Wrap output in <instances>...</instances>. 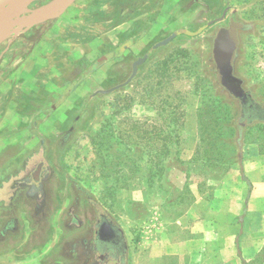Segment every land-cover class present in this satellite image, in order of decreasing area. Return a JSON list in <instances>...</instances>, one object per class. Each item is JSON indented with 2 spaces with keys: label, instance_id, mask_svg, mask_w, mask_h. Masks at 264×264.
Listing matches in <instances>:
<instances>
[{
  "label": "rangeland",
  "instance_id": "rangeland-1",
  "mask_svg": "<svg viewBox=\"0 0 264 264\" xmlns=\"http://www.w3.org/2000/svg\"><path fill=\"white\" fill-rule=\"evenodd\" d=\"M51 1L37 0L32 8ZM162 2L76 0L66 9L36 15L50 17L30 36L23 33L30 27L26 24L11 26L0 37L5 58L0 60V107L32 90L33 98L47 97L41 107L52 113L83 79L106 68L104 80L85 96L68 99L47 124L49 128L44 126L45 117L33 116L0 130V136L20 133L23 143L37 138L35 144L43 151L34 153L30 164L35 167L41 160L52 171L44 189L58 195L55 204L50 203L56 210L50 212L62 214L63 231L57 253L43 264H85L82 240L91 235L88 228L100 213L124 231L126 264H139L141 254L140 262L145 264L149 252L143 243L155 235L161 219L185 211L191 187L209 190L210 182L227 172L256 177L258 165L264 162V121L240 119V96L220 82L214 57L219 30L234 20L239 26L234 74L264 107V0H170L161 7ZM226 11L225 19L217 21ZM35 17H29V22ZM177 31L171 42L154 48ZM47 35L52 36L49 63L55 71L51 76L45 71L43 78L23 85L24 73L18 76V70L33 42ZM148 53L135 77L125 84L134 63ZM29 101L14 102L11 110L33 115L38 108L29 107ZM37 122L44 124L43 131H37ZM41 138L55 144L54 150L50 145L45 152ZM149 150L173 153L153 182L148 180ZM154 160L153 166L158 167L161 161ZM172 169L189 179L187 189L172 182ZM43 202L40 206L46 207ZM71 211L76 222L69 217ZM51 230L47 225L52 240Z\"/></svg>",
  "mask_w": 264,
  "mask_h": 264
},
{
  "label": "crops",
  "instance_id": "crops-1",
  "mask_svg": "<svg viewBox=\"0 0 264 264\" xmlns=\"http://www.w3.org/2000/svg\"><path fill=\"white\" fill-rule=\"evenodd\" d=\"M153 1L151 0L152 4ZM169 1L163 0L161 7ZM44 22L28 27L23 33L32 35ZM50 33L52 34L49 32V35ZM45 37H38L33 42L27 59L18 70V76L24 73L23 85L29 79H41L44 73L50 71V75L51 71H55L49 63V51L54 48L48 39L52 36ZM0 60H5L2 53ZM105 73L106 68L103 66L88 75L68 95L69 98L63 105L55 107L52 113L46 114L41 107L47 104V97L33 98L32 90L26 95H19L15 100L8 99L0 107V130L10 124L20 123L25 117L32 120L34 116L35 119L46 118L45 125L37 122V131H43L42 127L49 126L47 124L55 119L68 99L85 96L90 89L104 80ZM25 98L31 99L29 107L38 108L33 115L31 111L11 110L14 102L20 105ZM10 111L15 113L11 115ZM27 128L22 130L28 131ZM56 128L54 125V129ZM20 135L14 133L8 136L5 132L0 136V264H43L47 262L49 255L58 251V238L63 231L59 224L62 214L50 212L55 209L50 204L42 207L35 203L31 195L26 194L25 189L14 188L15 182L22 180L33 168L34 164H30L33 154L42 150L35 144L37 138L30 143H23L20 142ZM43 143L41 147L46 148L45 152L50 150V145L54 150L55 144L49 145L45 140ZM181 174H177V169H172L169 178L179 189L185 186L187 189L189 179L185 175L183 178ZM256 174V177H244L239 173L227 172L215 182H210L212 186L209 190L194 191V187H191L192 190L186 194L189 195L190 201L185 211L176 218L161 219L162 223L154 228L155 235L143 243L144 249L147 248L149 252L146 257L148 262L145 264H243L255 259L264 247L262 160ZM50 199V203H53L51 205H54L58 195L55 193ZM45 212L46 222L43 223L39 218L41 219ZM49 216L50 222H47ZM47 225H51V232H54L52 240L47 235ZM138 258L137 262L142 264V254ZM52 261L57 263L59 260L52 258Z\"/></svg>",
  "mask_w": 264,
  "mask_h": 264
},
{
  "label": "flooded vegetation",
  "instance_id": "flooded-vegetation-1",
  "mask_svg": "<svg viewBox=\"0 0 264 264\" xmlns=\"http://www.w3.org/2000/svg\"><path fill=\"white\" fill-rule=\"evenodd\" d=\"M232 22L235 21L232 20ZM230 26L231 24L228 27ZM240 102V115L241 117L247 116L244 120L245 123L259 119L264 121V107L252 97L250 92H244L240 95ZM44 140L41 138L42 144H44ZM51 177V169L46 168L43 161H39L22 180L15 182L14 188H23L26 190V194L31 195L35 203L40 204L44 201L43 203L48 205L51 195L44 188ZM45 193L47 194L45 195ZM69 217L76 222L72 211L69 212ZM63 218L61 216V222ZM39 220L43 223L46 222V212ZM88 229L91 235L82 240V255L85 264H126L128 243L124 231L117 222L106 214L100 213L97 220Z\"/></svg>",
  "mask_w": 264,
  "mask_h": 264
},
{
  "label": "water",
  "instance_id": "water-1",
  "mask_svg": "<svg viewBox=\"0 0 264 264\" xmlns=\"http://www.w3.org/2000/svg\"><path fill=\"white\" fill-rule=\"evenodd\" d=\"M37 0H0V37H2L11 26L38 24L46 21L49 14L36 18V15L52 11L57 8H68L76 0H53L38 8H32L33 3ZM227 12V11H226ZM224 15L217 19L222 20ZM33 16L29 22L28 18ZM180 31L174 32L165 40L157 43L154 48L166 45L171 42ZM239 45L238 23L234 22L230 27H222L214 41V57L218 64L219 80L235 95L240 96L244 92L242 80L234 74V60L236 50ZM149 57V53L139 58L133 65V73L126 83H129L137 74L138 66L144 63ZM111 90H103L101 92H110Z\"/></svg>",
  "mask_w": 264,
  "mask_h": 264
},
{
  "label": "trees",
  "instance_id": "trees-1",
  "mask_svg": "<svg viewBox=\"0 0 264 264\" xmlns=\"http://www.w3.org/2000/svg\"><path fill=\"white\" fill-rule=\"evenodd\" d=\"M246 117L247 116H242V117H240V119L242 121H244L246 119ZM137 122H138V120L135 121V124H137ZM146 133H148V132H146ZM159 151L160 150H156V152H153V150H149V152H148V154L151 155L150 159H148V162L151 163L149 175H148V180L150 182H153L154 177L160 178V175L162 174V169H163V171H165L164 168H166V165L163 164L165 158L166 157H173L172 156L173 155L172 150H168L167 152L162 151V150L160 152ZM163 154H165V157L161 158ZM159 157L161 158L160 160H159ZM139 158H141V156ZM154 159H158V162L161 161L158 164H156V166H158V167L153 166L152 163L155 161ZM139 166H141L140 163H139ZM243 264H264V247L262 248V250L259 252V254L257 255V257L255 259L250 260V261H245Z\"/></svg>",
  "mask_w": 264,
  "mask_h": 264
}]
</instances>
